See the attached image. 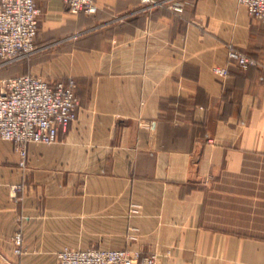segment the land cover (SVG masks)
<instances>
[{
  "label": "crops",
  "instance_id": "obj_1",
  "mask_svg": "<svg viewBox=\"0 0 264 264\" xmlns=\"http://www.w3.org/2000/svg\"><path fill=\"white\" fill-rule=\"evenodd\" d=\"M36 1L41 51L0 65V90L24 73L73 76L78 117L30 144L24 168L0 138V264H55L85 221L158 264H264V21L238 0H97L92 16ZM230 45L258 64L229 62Z\"/></svg>",
  "mask_w": 264,
  "mask_h": 264
},
{
  "label": "built area",
  "instance_id": "obj_2",
  "mask_svg": "<svg viewBox=\"0 0 264 264\" xmlns=\"http://www.w3.org/2000/svg\"><path fill=\"white\" fill-rule=\"evenodd\" d=\"M69 12L94 14L98 11L97 0H63ZM169 0H141L142 9L149 10ZM248 12L264 21V0H238ZM41 8L36 0H0V65L29 57L41 49L37 45ZM229 62L241 68L257 65L253 57L233 45L228 48ZM222 76L229 73L227 65L214 66ZM0 90V138L12 141L20 155L19 165L27 166L29 145L52 144L59 133L66 131L78 117L79 98L77 81L73 76L47 79L36 73H25L2 80ZM142 126L151 127L150 122ZM13 186V193L21 189ZM130 215L139 214L141 206L132 203ZM137 231V227H132ZM136 240L137 235L131 234ZM13 251L21 256L26 252L25 238L21 230L12 237ZM158 253L142 254L138 249L127 247L63 246L56 254L55 264H158Z\"/></svg>",
  "mask_w": 264,
  "mask_h": 264
},
{
  "label": "rangeland",
  "instance_id": "obj_3",
  "mask_svg": "<svg viewBox=\"0 0 264 264\" xmlns=\"http://www.w3.org/2000/svg\"><path fill=\"white\" fill-rule=\"evenodd\" d=\"M89 32L87 31V32H84V33H82V32L74 33L71 36H69L68 38L72 39V40H76V39L81 38L86 33L88 34ZM51 48L52 47L49 46L46 49H42V51L43 50L48 51ZM40 51L41 50H38L35 54L39 53ZM35 54H33V55H35ZM91 225H92V223L90 221H88V222L85 221L83 223L84 236L83 237H78L77 239L74 238L73 242H69L71 244H77V245L67 244V246L75 247V248H84V247H90V246H94V247H112V248H114V244H113L114 242H111V240H114V239H108V238L99 237L96 234L93 235V232H92L93 228L91 227ZM17 231H19V230H17ZM133 234L137 235V231L136 232L134 231ZM64 246H66V245H64Z\"/></svg>",
  "mask_w": 264,
  "mask_h": 264
},
{
  "label": "trees",
  "instance_id": "obj_4",
  "mask_svg": "<svg viewBox=\"0 0 264 264\" xmlns=\"http://www.w3.org/2000/svg\"><path fill=\"white\" fill-rule=\"evenodd\" d=\"M140 2H141V0H140ZM163 3H168L167 5H170V6H172V8L173 9H175L176 11H180V10H182L183 8H182V5H177V4H174V1L173 0H169V1H166V2H163ZM163 3H161L160 5H163ZM142 4V3H141ZM144 11H146V10H144ZM98 12V11H97ZM96 12V13H97ZM86 14L87 16L89 15V16H92V15H94V14H96V13H94V14H87V13H85V12H80L79 14ZM37 54H39V53H37ZM37 54H35V55H37ZM35 55H31V56H29V57H26V58H23V59H20V60H17V61H14V62H11V63H8V64H6V65H8V66H12V65H15V64H18V63H23V62H25V61H27V60H29V59H31L32 57H34ZM235 65H237L236 63H235ZM25 74V73H24Z\"/></svg>",
  "mask_w": 264,
  "mask_h": 264
}]
</instances>
